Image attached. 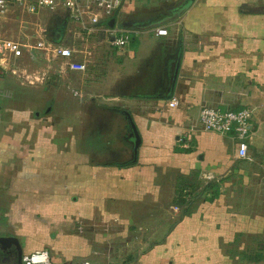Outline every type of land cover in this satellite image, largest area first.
Here are the masks:
<instances>
[{
	"label": "crops",
	"instance_id": "0c3cea01",
	"mask_svg": "<svg viewBox=\"0 0 264 264\" xmlns=\"http://www.w3.org/2000/svg\"><path fill=\"white\" fill-rule=\"evenodd\" d=\"M154 1L127 0L120 11L121 30L132 39L121 50L108 39L112 50L127 53L108 88L113 82L121 93L111 97L118 104L102 107L97 126H86L93 130L85 146L77 121L52 122L44 95L55 89H30L32 103L14 107L23 91L1 76L21 68L30 83L42 82L37 68L48 63L36 60L41 54L26 52L30 60L11 62L0 75V264H22L23 254L42 248L56 264H236L223 251L225 242L241 232L263 233L264 212L248 211L255 195L241 205L233 198L241 161L260 155L249 151L252 160L237 159L232 140L203 129L199 115L204 106L251 102L258 83L264 85V0H183L168 12ZM55 12L65 21L54 29L72 24L69 33H78L63 10ZM109 20L104 24L112 27ZM132 24L151 25L126 27ZM158 27L168 34L157 35ZM173 96L180 103L169 107ZM132 121L141 135L136 155ZM213 187L218 193L189 201L190 211L169 209L171 199L209 194ZM252 190L257 193L255 184Z\"/></svg>",
	"mask_w": 264,
	"mask_h": 264
},
{
	"label": "rangeland",
	"instance_id": "374dc122",
	"mask_svg": "<svg viewBox=\"0 0 264 264\" xmlns=\"http://www.w3.org/2000/svg\"><path fill=\"white\" fill-rule=\"evenodd\" d=\"M156 1L158 2L159 0ZM182 1L183 0H160L159 3L162 2V4H166V6H163V12H168L171 7H174L175 4ZM10 10L15 11V15H0V32L3 35L19 38L21 41L35 43L38 31L41 32L44 28L46 31L44 35L46 41L71 45V47L76 50L77 55L88 62V69L86 72H72L64 70L62 67V61L59 58H54L51 51L32 49L34 55L41 54L36 60H45L48 63V66L46 67L44 64L41 65L44 67L43 69L37 68L41 71L40 73L42 74V77L45 75L46 78L42 79V82L32 84L28 81L29 79L26 77V72L21 68L16 69V75L12 72L8 73L9 75L6 74V76L2 75L1 78L6 86L14 81L12 79H15L14 85L16 90L23 91L20 101L18 100V102L14 104V107L16 109H22L32 103L34 97L28 92L30 89H38V91L43 90L44 88L47 90L55 89L51 93H46V95H44V97L48 99L47 101L49 103L47 104L51 106L49 113L52 112L54 115L52 122L77 121L79 126H82L78 129V136L80 137L79 145L83 144L85 146L87 133L88 131L93 130V128H86V126H97V120L102 121V116L105 114L103 113V106H107V104H118L117 100L111 98L115 96V93H118L116 89H119L117 84H113V82H115L117 74L121 71V66H119V64L121 63V60L127 56V53H117L112 50L108 43L110 33H95L89 36L86 34V36H82L78 33H69L68 29L74 27L72 24L67 25L64 32L62 30L54 29V27L65 21V15L62 12L42 10L39 13H30L28 10L18 5L11 7ZM124 20L128 21L130 18L128 17ZM159 22L161 21L155 23ZM121 23L124 24L125 22L121 20L120 12L117 14V25H120L119 27H121ZM150 25L151 24H132L126 27L132 30H139L145 29ZM52 33L55 34V39H53ZM24 50H27V48ZM11 60L12 63L14 62L15 65H18L17 63L21 60L30 59L26 53L24 57L11 58ZM20 80L25 82L26 85H21V83H19L21 82ZM34 80L36 81V78H34ZM112 80L114 81L112 82L111 87L108 88V85ZM15 87L13 86L12 88L14 89ZM113 87L114 91L111 90ZM257 88L258 95L253 97V100H250L252 103L244 98L241 100L244 101L243 103L229 105L230 107H235L242 106L241 104H249L251 105L250 108L253 109L252 127H255L254 131L256 132V135L253 140L254 142L252 141L250 144L249 151L251 155H256V157L257 155H260V159L254 161L252 159V161H241L240 164L243 172H238L239 176L236 177V184L238 187H236L237 190L233 195V198H238L239 205L246 204L248 198H252V195H255L254 198L259 201L254 199V208L248 210L252 211L253 215H257L258 213L261 215L260 213L264 212V205L263 207H260L261 201H264V102L262 103V100L264 101V85L258 83ZM13 91L14 90H12V92ZM120 93L119 90L118 94ZM237 94L241 93L235 92V95ZM6 95L7 97L10 95L9 99L13 98L10 92ZM3 105V102L0 100V106ZM44 108H46V106H43V110L41 111L43 115L46 113L44 112ZM116 134L120 135V133ZM116 134L114 138L116 137ZM232 151L233 147L231 148V152ZM245 175H247L248 179ZM254 184L257 193L252 190ZM247 185L251 188L250 192L247 191L248 187H245ZM223 187L224 184L222 185V189ZM204 189H206V187H204ZM211 190L212 192L210 191L209 194L203 195H201L202 193L196 194L189 191V194L191 195L190 198L179 199V197H177L174 199L172 197L174 200H170L171 204L169 209L171 208L173 210V206H178V211L173 210L175 214L190 211L188 210V206H186V202L189 203V201H195L197 199H199L198 201L203 199L210 200L216 192L214 187ZM225 193H228V191H225ZM258 204L259 206H257ZM243 210H245V208H243ZM175 218H178V215H175ZM1 245L2 244L0 243V248ZM223 251L231 258V261L236 262V264H264V231L263 233H238L234 241L225 242ZM0 255H2L1 249ZM2 257L4 256L2 255Z\"/></svg>",
	"mask_w": 264,
	"mask_h": 264
},
{
	"label": "built area",
	"instance_id": "2783aa9c",
	"mask_svg": "<svg viewBox=\"0 0 264 264\" xmlns=\"http://www.w3.org/2000/svg\"><path fill=\"white\" fill-rule=\"evenodd\" d=\"M127 0H0V15H15L11 7L21 6L30 13H39L42 10H63L67 17L79 25L78 33L92 35L100 32L110 33V46L121 50L129 42L131 35L121 27H109L104 24L110 18L116 16L123 8ZM46 31H38L35 43L21 41L19 38L8 37L0 32V75L8 70L11 58L23 57L26 52L34 56L32 49L49 50L54 58L62 61L63 69L83 72L87 70V62L77 59L76 50L73 47L46 41ZM157 35H167L166 27H158ZM27 48V50H24ZM85 60V59H82ZM12 72L16 73L14 68ZM180 100L173 96L167 101L169 107L179 105ZM253 109L250 107L229 106H204L199 115V123L207 131L217 132L228 136L232 140L233 154L239 160H251L249 154V138L253 130ZM178 206L173 210L178 211ZM22 264H56L52 259L49 249L42 248L22 255ZM62 264H90L88 260H68ZM112 264V263H108Z\"/></svg>",
	"mask_w": 264,
	"mask_h": 264
},
{
	"label": "water",
	"instance_id": "95a60500",
	"mask_svg": "<svg viewBox=\"0 0 264 264\" xmlns=\"http://www.w3.org/2000/svg\"><path fill=\"white\" fill-rule=\"evenodd\" d=\"M116 24V18L115 17H112L110 20H109V25L110 26H115ZM177 73H178V66L176 68V72H175V77H177ZM132 129H133V137H134V140H133V151L136 155L137 151H138V148L141 144V135L135 125V123L132 121ZM3 242H5V238H0V243L3 244Z\"/></svg>",
	"mask_w": 264,
	"mask_h": 264
},
{
	"label": "flooded vegetation",
	"instance_id": "af4514ba",
	"mask_svg": "<svg viewBox=\"0 0 264 264\" xmlns=\"http://www.w3.org/2000/svg\"><path fill=\"white\" fill-rule=\"evenodd\" d=\"M118 133H120V135L118 136L119 141H121V128L120 131H118ZM128 134H130V136L133 138V129L132 128H128ZM133 148V146H132Z\"/></svg>",
	"mask_w": 264,
	"mask_h": 264
},
{
	"label": "trees",
	"instance_id": "16d2710c",
	"mask_svg": "<svg viewBox=\"0 0 264 264\" xmlns=\"http://www.w3.org/2000/svg\"><path fill=\"white\" fill-rule=\"evenodd\" d=\"M63 24H64V23H61V24H60V29H62V28L64 27ZM215 186H216V184H215ZM216 191H217V190H216ZM217 193H218V192H215V194H217ZM186 204H188V203L186 202Z\"/></svg>",
	"mask_w": 264,
	"mask_h": 264
}]
</instances>
